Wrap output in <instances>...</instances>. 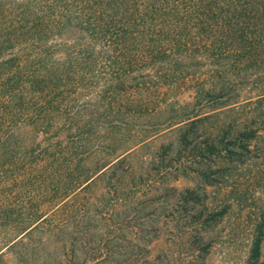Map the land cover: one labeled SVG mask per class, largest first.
Here are the masks:
<instances>
[{
  "label": "trees",
  "instance_id": "trees-1",
  "mask_svg": "<svg viewBox=\"0 0 264 264\" xmlns=\"http://www.w3.org/2000/svg\"><path fill=\"white\" fill-rule=\"evenodd\" d=\"M203 53L212 79L222 66L211 58H230L232 70L264 63V0H0V229L54 238L66 264L113 254L122 236L104 231L119 214L98 218L99 206L133 202L123 193L133 183L130 149L116 146L118 131L165 91L191 87L200 66L185 60ZM199 119L187 113L176 123L180 143ZM256 137L255 128L227 125L204 144L243 163ZM117 171L95 205L67 203ZM91 208L93 223L83 214ZM263 241L264 217L245 264H264Z\"/></svg>",
  "mask_w": 264,
  "mask_h": 264
},
{
  "label": "rangeland",
  "instance_id": "rangeland-1",
  "mask_svg": "<svg viewBox=\"0 0 264 264\" xmlns=\"http://www.w3.org/2000/svg\"><path fill=\"white\" fill-rule=\"evenodd\" d=\"M210 61L214 68L222 66L218 79L206 72L204 53L194 55L185 60L191 70L199 62L189 76L193 85L165 91L163 99L143 105V115L118 131L123 137L116 146L130 149L124 164L133 183L123 193L133 202L115 209L108 201L99 206L98 218L106 219L112 210L119 214L105 234L122 236L99 264H245L254 229L264 217V63L246 61L232 70L230 58ZM187 113L200 119L186 126L184 144L176 123ZM227 125L234 133L245 127L257 131L243 163L206 150L204 140L210 142ZM120 173H107L67 203L83 198L95 205L108 192V179ZM83 214L95 222L93 208ZM9 232L0 229V264H66L54 238L38 231L16 238Z\"/></svg>",
  "mask_w": 264,
  "mask_h": 264
}]
</instances>
